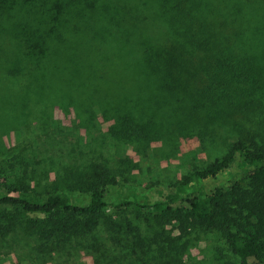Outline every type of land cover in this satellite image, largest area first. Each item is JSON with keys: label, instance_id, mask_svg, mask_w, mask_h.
<instances>
[{"label": "rangeland", "instance_id": "1", "mask_svg": "<svg viewBox=\"0 0 264 264\" xmlns=\"http://www.w3.org/2000/svg\"><path fill=\"white\" fill-rule=\"evenodd\" d=\"M56 1L60 0H20L9 11L14 23L24 18L31 28L39 26L38 33L48 48L43 57L33 43L31 54L27 53L9 21L0 30V49L6 56L0 52V58L14 74L5 76L0 67V193L17 186L22 193L15 195L39 200L43 192H64L67 179L101 164L117 177V183L107 188V199L151 202L197 166L219 159L236 140V132L227 127L221 135L212 131L203 124L206 114L174 102L160 88V73L151 70L149 56L158 49L166 51L169 26L160 20L149 22L145 30L141 15L163 18L164 0L73 1L52 30L49 13L54 14L50 8ZM186 2L200 15H207L218 2L228 3L230 12L236 11L234 2L259 4V0ZM80 65L89 76H73L71 67ZM17 67L21 69L18 73ZM116 119L120 135L111 128ZM235 164L207 181L205 191L242 180L252 170L238 157ZM66 193L79 203L88 200L84 195ZM105 216L118 224L114 230H120L104 234L101 224L97 236L103 234L100 247L104 243L109 248L106 252L73 239L68 250L43 253L23 218L11 233L0 234V264L237 263L215 234L191 233L166 248L164 235L156 237L136 222L143 247L129 250L131 238L120 229L125 215L107 209ZM161 243L163 250L159 249ZM181 244L183 248H179Z\"/></svg>", "mask_w": 264, "mask_h": 264}, {"label": "trees", "instance_id": "2", "mask_svg": "<svg viewBox=\"0 0 264 264\" xmlns=\"http://www.w3.org/2000/svg\"><path fill=\"white\" fill-rule=\"evenodd\" d=\"M16 1L20 0H0V30L9 21L14 26V35L21 36L27 53L31 54L33 43L35 51L43 57L48 48L45 38L38 33L39 26L31 28L23 17L15 23L10 20L13 15L9 11ZM73 1L77 0L56 1L50 8L56 16L49 13L54 21L49 26L52 30L61 23V15L69 12ZM227 4L218 2L210 6L207 15H200L198 10H190L186 0H164L161 4L162 14L166 13L162 15L164 19L141 15L145 30L149 22L160 20H166L169 26L166 35L169 50L158 49L149 56L151 70L160 73V88L174 102H184L193 111L206 114L207 122L203 124L212 131L220 135L229 129L236 132V140L226 152L205 166H197L151 202L107 199V188L117 183V177L101 164H93L89 173L67 179L64 192H43L45 195L39 200L15 195L22 193L17 186L7 189L4 185L5 193H0V234L11 233L19 220L25 218L27 229L37 237V247L43 253L68 250L73 239H82L89 247L106 252L109 248L104 243L100 247L103 234H97L101 224L107 232L104 234L116 231L113 227L118 224L113 225L105 216L107 209H111L125 215L124 228L120 229L131 238L129 250L143 247L136 222L156 237L164 235L166 248L191 233H211L234 256L236 264H264V0H259L256 6L234 2L232 7L237 6L236 11L231 12ZM30 37L39 42H31ZM0 52L6 58L1 49ZM0 67L6 71L5 76L14 75L1 58ZM71 68L75 77L89 76L83 65ZM16 69V73L21 71ZM111 128L116 135L121 134L117 119ZM237 157L252 168L247 176L206 192V182L236 166ZM66 192L87 196L88 200L76 202ZM5 207L12 209L7 211ZM119 232L117 228L116 233ZM183 247L184 244L179 245Z\"/></svg>", "mask_w": 264, "mask_h": 264}]
</instances>
